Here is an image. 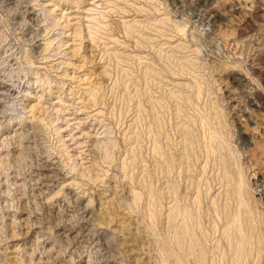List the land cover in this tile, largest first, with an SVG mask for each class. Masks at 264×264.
Instances as JSON below:
<instances>
[{
  "label": "rangeland",
  "instance_id": "rangeland-1",
  "mask_svg": "<svg viewBox=\"0 0 264 264\" xmlns=\"http://www.w3.org/2000/svg\"><path fill=\"white\" fill-rule=\"evenodd\" d=\"M1 94L0 264H264V0H0Z\"/></svg>",
  "mask_w": 264,
  "mask_h": 264
},
{
  "label": "bare ground",
  "instance_id": "bare-ground-1",
  "mask_svg": "<svg viewBox=\"0 0 264 264\" xmlns=\"http://www.w3.org/2000/svg\"><path fill=\"white\" fill-rule=\"evenodd\" d=\"M246 3H247V2H246ZM245 7H246V4H245ZM86 8H87V7H86ZM246 8H247V7H246ZM88 10H89V9H88ZM80 12H81V11H80ZM77 16H78V15H77ZM69 17H70V16H69ZM85 19H86V18H85ZM79 25H80V24H79ZM75 29H76V28H75ZM75 29H74V30H75ZM80 31H81V30H80ZM80 31H78V32H80ZM2 92H3V91H2ZM11 92H12V91H11ZM0 96H2V94H1ZM258 96H259V95H258ZM262 97H263V96H262ZM260 99H261V98H260ZM252 102H253V101H252ZM254 103H255V102H254ZM256 103H257V102H256ZM260 105H261V103H260ZM257 107H260V106H257ZM252 109H253V108H252ZM254 109H255V108H254ZM260 110H261V109H260ZM255 111H256V110H255ZM254 113H255V112H254ZM254 115H255V114H254ZM254 115H253V116H254ZM249 116H250V115H249ZM253 118H254V117H253ZM255 119H256V118H255ZM241 120H242V119H241ZM244 121H245V120H244ZM244 121H242V122H244ZM254 121H255V120H254ZM254 121H253V122H254ZM245 122H246V121H245ZM255 122H256V121H255ZM255 122H254V123H255ZM225 123H226V122H225ZM248 123H250V122H247V124H248ZM261 123H262V122H261ZM202 124H203V123H202ZM244 124H246V123H244ZM242 125H243V124H242ZM243 126H244V125H243ZM243 126H242V127H243ZM245 126H246V125H245ZM256 127H257V126H256ZM245 128H246V127H245ZM246 129H247V128H246ZM258 129H259V128H258ZM206 130H207V129H206ZM248 130H250V129H248ZM210 133H211V132H210ZM204 135H205V134H204ZM208 135H209V134H208ZM211 135H212V134H211ZM222 135H223V134H222ZM254 138H255V137H254ZM254 138H253V139H254ZM257 142H258V141H257ZM256 144H257V143H256ZM256 144H255V146H256ZM252 147H254V146H252ZM252 150H253V148H252ZM254 150H255V149H254ZM257 150H258V149H257ZM255 152H256V151H255ZM227 159H228V158H227ZM241 163H242V162H241ZM228 170H229V169H228ZM231 177H232V176H231ZM244 179H245V178H244ZM233 184H234V183H233ZM227 187H228V186H227ZM232 188H233V187H232ZM235 197H236V196H235ZM239 197H240V196H239ZM245 208H246V207H245ZM252 213H253V212H252ZM249 214H250V213H249ZM250 220H251V219H250ZM252 223H253V222H252ZM250 224H251V223H250ZM243 248H244V247H243ZM241 250H242V248H241ZM239 252H240V251H239ZM241 253H242V251H241ZM237 255H238V254H237ZM239 255H240V254H239ZM238 260H239V259H238Z\"/></svg>",
  "mask_w": 264,
  "mask_h": 264
}]
</instances>
